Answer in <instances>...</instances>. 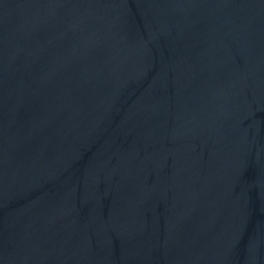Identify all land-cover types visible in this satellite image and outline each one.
I'll use <instances>...</instances> for the list:
<instances>
[{"label":"water","instance_id":"95a60500","mask_svg":"<svg viewBox=\"0 0 264 264\" xmlns=\"http://www.w3.org/2000/svg\"><path fill=\"white\" fill-rule=\"evenodd\" d=\"M41 264H264V0H40Z\"/></svg>","mask_w":264,"mask_h":264}]
</instances>
